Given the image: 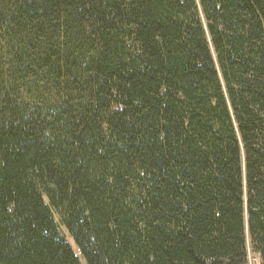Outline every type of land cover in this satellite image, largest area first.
I'll return each mask as SVG.
<instances>
[{
	"label": "trees",
	"instance_id": "trees-1",
	"mask_svg": "<svg viewBox=\"0 0 264 264\" xmlns=\"http://www.w3.org/2000/svg\"><path fill=\"white\" fill-rule=\"evenodd\" d=\"M247 231L264 264V0H0V264H249Z\"/></svg>",
	"mask_w": 264,
	"mask_h": 264
},
{
	"label": "rangeland",
	"instance_id": "rangeland-1",
	"mask_svg": "<svg viewBox=\"0 0 264 264\" xmlns=\"http://www.w3.org/2000/svg\"><path fill=\"white\" fill-rule=\"evenodd\" d=\"M245 216H246V222H247V219H248L247 212H245ZM246 224H247V227H248V223H246ZM64 231L66 233L67 239L70 241V243L73 246V248L75 249V251L79 254V249L76 246L74 240L71 238L70 234L65 229H64ZM247 237H248V250H249L248 251L249 252V264H263L260 256L257 253H254L251 250V245H250V239H249L248 231H247Z\"/></svg>",
	"mask_w": 264,
	"mask_h": 264
}]
</instances>
